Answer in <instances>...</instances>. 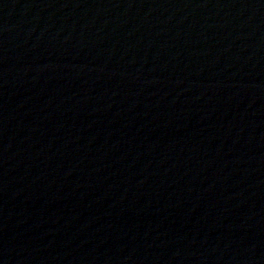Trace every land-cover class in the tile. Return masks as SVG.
Segmentation results:
<instances>
[{
	"label": "water",
	"instance_id": "1",
	"mask_svg": "<svg viewBox=\"0 0 264 264\" xmlns=\"http://www.w3.org/2000/svg\"><path fill=\"white\" fill-rule=\"evenodd\" d=\"M0 264H264V0H0Z\"/></svg>",
	"mask_w": 264,
	"mask_h": 264
}]
</instances>
